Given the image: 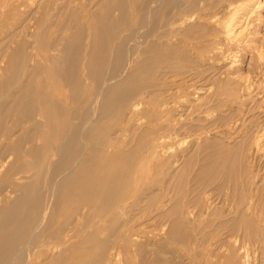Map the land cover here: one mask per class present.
I'll return each instance as SVG.
<instances>
[{"label": "bare ground", "instance_id": "obj_1", "mask_svg": "<svg viewBox=\"0 0 264 264\" xmlns=\"http://www.w3.org/2000/svg\"><path fill=\"white\" fill-rule=\"evenodd\" d=\"M136 1H134L130 6L118 4V6L115 5L117 13H114V15L112 13V18H107L108 23L106 22L107 25L109 24V27H112V33H108V30L104 32L105 28H103L102 32H100L99 34L103 35L105 38L108 34H111V37L114 38V46L112 49L113 52L111 54L113 57V63L111 65L112 70H109L111 71V75H108L109 78H102V70L98 71L99 76L97 77H99V79H104V81L101 87L100 85L97 86L99 87L98 93H92L95 94V99L92 100L93 102L89 103L90 98L89 101L88 98H85V100L87 99L88 102L84 100V102L82 101L83 103L81 102V104H84L85 102H87L86 104H88L86 106V110L84 111L85 114L83 113V116L80 115L81 117H83V123L82 125H80V127L82 126L81 132H78L81 136V140H84L82 141L83 143L78 141L79 143L83 144V147H79V145L81 144H77L80 149L76 148L75 146L77 143L76 140H78L75 138L78 135L76 134L77 130L75 129L78 125H75V127L72 128V122L74 120L71 121L70 119V123L72 126L70 125V127L68 122L67 125L69 129L67 128V130L69 131V135H65L68 137L67 140L62 139V142L58 143V146L53 149H50L51 144L50 146L48 145L50 151L54 154V156L55 154L58 156V160L56 159V157L55 160H50V156L47 154L48 152L46 153L49 156V158L46 156L47 160L49 159L51 163L56 161V163H53V165L50 164L52 165L50 167L47 165V163H45L46 169L47 166L50 169V171L48 170L50 174V176H48L49 178L46 176L48 175V171L45 175L46 178L49 179L47 189L42 192L43 189H39L41 187L38 188V184H34L38 182V180H40L38 179L40 176H37L38 180H36V182L33 181L35 189L33 188V185L31 186L35 191L33 192V189L31 190V192L29 191L30 195L32 194V192L34 193V195L33 197L29 195L31 197L29 198L27 197V191L30 190V186L28 183H25L26 181L22 178L24 180V183L22 181L21 184L20 182L17 184L19 194L16 195L15 198L13 197L14 199L10 201L9 195H11L15 190H9L8 194H6V198L4 200L1 199L0 264H40L43 262L45 264H67V259L71 257L72 254H74V251L77 252L76 250H74V245H72L71 243V239L73 237L72 235H70V232L72 231L68 232L66 230V228L68 229V225L72 226V224L69 223L71 216H66L69 220H66L67 223L63 224V227L58 226L60 222L59 224L57 223L58 225L56 227V222H54V211L56 207V200H58L55 195L58 193L57 191L63 187V184L61 183H65L71 180L72 184H74V188H71L69 191L66 190L67 194L61 193V197H63V195H67L68 197H70V193H75V196L77 197L78 195H80V197L76 199L71 197L72 199H70L68 202L72 204V208H70V211L74 210V212L76 213V215L74 216L75 218L73 219L75 227L83 224L80 221L81 216H83L82 212L84 211V216H89V209L87 210V207L90 208L89 205L92 201H98L101 210H103V214L100 215L99 219L93 218L89 222V230L94 228V232H96L99 225L104 226L105 224L107 225L110 222V229L116 231L117 228L122 225L121 223L124 222H120V218L124 217L126 213L129 210L131 211V208L134 206L131 205L132 203L130 204L127 201L129 197L134 198L133 203L135 204L137 201L139 202V200L143 201L142 199H144L145 196L149 193H153L152 190L154 188H158V191H162L164 188L163 185L166 182L165 180L167 178H174L178 181L185 180L183 169L185 166V169L189 166V159L192 158L193 153H196L202 145H207L209 142L213 143L214 141H216L215 143H225V141L223 140L224 137L222 138V135L220 133L216 132V134H219L220 136L217 138V140H214L213 137H210L209 132H205L199 135L189 134V136L187 137H191L190 141L185 148L182 147L183 149H181V145L177 144L176 146H174V144L177 142V138H180L179 136L183 134L182 131L184 130L185 126L180 117L187 116L190 118L194 117L193 115L194 113H196L197 117H206V119L207 117H217L218 120H221L223 122V125H226V123H228L229 121V117H244L247 112L253 111L255 108H257V104L261 103V101L258 100L259 97H254L257 96V93H254V91L255 89H260L258 84L264 83V77L260 80H252L249 74L253 72L252 69H256V66L260 69L264 60V0H149L150 3H153V5H148L149 7H147L146 9L145 6V10L141 5H137ZM45 3L48 2L45 0H0V7H8L9 9H11L13 16L17 12L18 16L22 17V15H24L23 13H25L23 7H26L27 5H31L32 7L34 5L38 7L39 11V6H45ZM20 8H22L24 12H20ZM28 8L31 9L30 7ZM33 11L30 13L32 14ZM107 12L110 13V11L108 10ZM156 13H158L159 16L156 17ZM1 15H3L2 10ZM9 15H11V12L9 13ZM105 15V17H107V14ZM0 20H2V18ZM24 22L25 21H23V23ZM6 24L4 26H6ZM145 25L152 26H148V30H142V28L144 29ZM11 26L13 27L12 24ZM8 27H10L9 24ZM109 27L108 29H110ZM8 29L5 28V31ZM0 30H2V27L0 28ZM14 30L15 29H11L13 35L15 34ZM3 33L4 32L2 30V34ZM15 36H17V34H15ZM95 42L91 45H89L88 43L87 44L91 48L92 46H95V48L98 49V43ZM126 45H128L129 47L126 48ZM33 49L35 50V48ZM99 49V53H95L96 55L91 54L87 49H85L87 50V52H89V54L86 55V57L84 56L85 62L83 63V67L84 65L85 67L87 65L90 66L92 61L96 60V57L98 59V55H100V59L101 57H104L106 55L105 53L107 51V45H99ZM70 50L71 49L69 48L68 50L63 49V53L67 55L68 52L70 54L71 52H73ZM93 56L94 60H91ZM70 57H73L74 59L78 58V54H72ZM247 57L248 62H246ZM66 58H68V56ZM35 59H37V57ZM41 62L43 61L38 60V64L40 63L42 67ZM73 62L71 61V65ZM58 63H60L59 59ZM106 64L107 66L103 65L105 66V68L110 67L108 66L109 63ZM32 65L34 64L32 63ZM81 65L82 64H80V67L78 66L79 70H81L80 68H82ZM74 66L75 68L77 66L76 59L74 62ZM46 68L47 72L54 71L53 65H48V67L46 66ZM69 68L67 67L66 71L70 70ZM99 68L101 69L100 64ZM140 69H143L142 71L145 72L147 71V73L149 74V79L147 81L145 80L146 82L142 81V79L133 78V75L136 73V71L139 72ZM20 70H22V68ZM88 70L93 74V70H90V68ZM75 71L76 70H74V72ZM69 73H66V75H69ZM84 73L86 74V72ZM70 74L72 75V73ZM76 76L79 75L77 74ZM81 76H79L78 78H84ZM106 76L104 75V77ZM71 77L72 76H70V79ZM74 77L75 76L73 75V81L78 82H71L75 83L76 85H81L82 82H79L81 79L79 80L77 78L78 80H74ZM91 77L89 79H86L90 80L92 79ZM101 79L99 81H101ZM211 79L212 81L210 82ZM83 81H85V79ZM95 81V85H97L98 78L97 80L95 79ZM71 82L67 84H70ZM85 83L83 84L82 88H84ZM12 88L13 87H11V89ZM150 88H152V91L148 90ZM87 89L88 87L84 88L83 92L84 90L86 92ZM95 91H97V88ZM7 94H9V92ZM5 95L3 97H5ZM85 95H83V97ZM149 95L152 96L148 97ZM87 96L89 95L87 94ZM253 97L254 99H252ZM250 98L252 100H249ZM21 99L22 98L20 97L18 102H20ZM22 101L19 104H23ZM39 101L41 102V100ZM40 102L34 103L31 101L30 103H26V105L28 106V111H30L33 106V114L34 112H36V110L39 111V113L42 112V108H35V105H40ZM232 104L236 105V109L231 110L229 108ZM8 106H10V104ZM53 107H55V105ZM246 109L247 112H245ZM60 110H62V108H60ZM76 110H78V108ZM59 111L58 115L55 114L57 115L56 118H58L59 114L62 113H60ZM67 112L68 111L66 110V113ZM76 112H78L79 114V110L75 111V113ZM68 113L67 116H71L70 114L68 115ZM112 114L115 117V122L109 128L110 130H114V140L112 143H102V138L106 137L109 134L104 135L106 129L100 130L98 126H100L101 121L105 117H108ZM76 115L74 114V117ZM34 116L36 115H33V117ZM33 117H30V120L33 121ZM250 117H264V110H260V112H253ZM40 118L43 119L42 116ZM258 118L250 121L249 125L246 124L248 126V129L246 127V135L241 138V140H239L236 145H234L236 151L234 150L235 153L233 155V158L228 160L229 164L233 165L237 163L240 168H244L238 176L237 185L239 187V193L235 192L231 198L230 194H226L223 199L221 198L212 200L213 195L211 193H207L209 191H207V189H198V187H196L194 190L190 191L189 189H186L185 186L181 187L180 190H178L181 195L178 199L179 205L177 206V203L173 205L171 210L172 212L170 214L160 216V224L157 226L158 228H156L155 231L153 230L152 232H150L148 230H145L150 232V234L147 233L148 235L143 236L145 238H143L144 240H142V243L140 241V238H132L133 236L129 237V234H127V230H119L116 234L118 241H116L115 238L114 240L116 242L127 240L130 247L148 246L152 249H157L160 247V245H165L168 247L170 246L171 255L173 256V258L178 259L179 263L177 261V264H181L183 252L182 250L178 249L176 245L179 243H187L188 249H191L194 245L195 235L197 231L196 226L198 223V219L197 215L195 214V212L197 211H194V209H192L193 207L191 208V206H189L184 201L185 196H187L188 194L190 195L191 192H197V194L195 195V202L199 204L201 212L207 214L211 213L214 216L216 215V217H221L223 213L228 210V214L231 215L230 217H232L233 225L237 226L240 229L244 228V232L248 227L258 225L259 223L257 219H259L260 215L258 214L259 211L256 202L262 201L264 206V172L261 173L256 168L257 166H255L254 164V161H256L257 159V154L264 153V126L259 124L260 121L258 120ZM2 119L3 118H1L0 123ZM65 121L66 120H64V122ZM35 123L37 124V122ZM45 123H42V126H44ZM73 123H75V121ZM237 123L234 125V127L238 126ZM218 125L220 126V124ZM40 126L41 125H39V130L41 128ZM64 126L65 124L63 123V127ZM2 129L3 128L0 127V131ZM229 129L230 128L228 127V129H225V131L223 130L222 133H231ZM94 130H97L98 134L96 133L94 135ZM109 131H107L106 133H109ZM253 131L257 132V134L254 133L255 135L253 134L252 138ZM38 132L39 131H37V133ZM59 132L60 131H58V133ZM51 133L52 132H50V135L52 136ZM26 136H28V134ZM59 136H61V134ZM65 136H63V138ZM91 137H93V140H101V143L98 144L107 148V150H97L95 148H92V145L90 147V141H87V139H90ZM59 138L61 140L62 137ZM23 140L24 139L22 138V141ZM179 140L180 143L181 139ZM22 141H18L20 145ZM49 141L50 140H48V142ZM19 143H17L18 147ZM27 144H23L24 149L25 145ZM10 145L12 147V144ZM20 148L22 149V146ZM51 152L49 153L51 154ZM211 152L212 151H210V153ZM42 155L44 154L42 153ZM37 158L39 157L37 156ZM30 160L32 159L30 158ZM207 160L209 161L210 158ZM43 161H46L45 158L43 159ZM43 161H40V164ZM20 165H24V163H21ZM179 165H182V167L178 168ZM151 166L154 167V171L152 173ZM15 167L14 169L17 170ZM205 167L201 166L202 169H204ZM11 168H13V166H11ZM36 168L34 169L36 170ZM14 169H12L13 172L15 171ZM21 170L23 172L24 170H26V168L23 170L21 166ZM17 171H20V169ZM205 172L208 171L205 170ZM29 173H26L27 177ZM32 174L34 175V172ZM39 174L41 175V172H39ZM8 175L9 178L12 179L13 176L10 177L9 173ZM20 175H23L21 171ZM59 175L61 176L58 178L57 176ZM215 175L211 174V177ZM194 176L192 178H194ZM29 178L32 180L31 177H28V180ZM43 178L44 176L42 177V179ZM207 178L209 179L210 175L209 177L207 176ZM33 180H35V178H33ZM15 182L16 181H14V183ZM0 184L2 185V181ZM12 184H9V187ZM199 184H201V181L199 182ZM209 185L210 184H205L204 182V185L201 184V187H207ZM5 186L7 187L8 185ZM2 187L4 186L2 185ZM43 187H45V185ZM9 189H11V187ZM0 191L2 192L4 190ZM61 191L63 190L61 189ZM59 194L60 193H58V197L60 196ZM192 195L193 194H191L190 196ZM233 197H235V199ZM60 201L61 200L59 199L57 203H61ZM166 201H171V198L166 197ZM64 205L65 204H63L62 207H64ZM60 206L61 205H59V207ZM157 206H159L158 208L161 209L162 207H165L163 206V202L162 204H159ZM68 210L66 208V211ZM79 212L82 215L79 214ZM226 215L227 214H225V216ZM60 218L62 219V216H60L59 219ZM138 219L141 220V218ZM218 224L219 226L227 225V223L223 222H220ZM101 233H103L102 235H105L104 231H101ZM91 235L92 234H88V236L83 237H85L86 239ZM102 235H100V237H102ZM85 239L84 241L81 240V243L85 242ZM258 243H260V241ZM109 244V240L107 239L99 240L96 250L93 254V260L91 261L93 262V264H119L116 256L119 257L120 252H116L115 250L113 252V250L110 251L109 249H107V246ZM87 257L88 256L84 257L85 261ZM214 258V260L209 261V264H255L248 258L247 254L240 249H229L219 257H216L215 255ZM39 259L40 261H38ZM136 261H139V258ZM182 264H184V262ZM257 264L262 263L258 262Z\"/></svg>", "mask_w": 264, "mask_h": 264}, {"label": "rangeland", "instance_id": "obj_2", "mask_svg": "<svg viewBox=\"0 0 264 264\" xmlns=\"http://www.w3.org/2000/svg\"><path fill=\"white\" fill-rule=\"evenodd\" d=\"M45 1L48 2V3H45L46 7L43 5L39 6L40 7L39 11H38V7L34 6V5H33L34 7L33 6L31 7V5H27L26 7H23V9L25 10V13H23L24 15H22L23 18L21 16H18L17 12L13 16L11 9H9L8 7L7 8L0 7V19L2 18V20L5 22V24L7 23L6 26H4L5 25L4 22L2 20H0V26L2 27V30L4 32L2 34V30H0V98H1L0 99V114H1L0 120H1V118L4 119V120L2 119V121L0 123V125H1L0 127L3 128L0 131V143H2V144H0V150H1L0 151V157H1L0 158V173H1L0 174V183L2 181V185L4 186V187H2V185L0 184V188H1L0 190H4L2 192L0 191L1 192L0 193V195H1L0 201H1V199L4 200L6 198V194H8L9 190L10 191L15 190L11 195H9L10 201H12L16 197V195L19 194L17 184L19 182L21 184L22 181L24 183V180L26 181L25 183H28L30 186L29 187L30 190L27 191V193H28L27 197H29V198L33 197V195H34L33 192L35 191L34 186L36 184H38V188L41 187L39 189H41V190L43 189L42 192L45 189H47V186H48L47 184L49 182L48 181L49 179H47L46 176L47 177L50 176L49 167L52 166L53 163H56V161L51 163L50 160H52V159L55 160V157L58 160V158H57L58 156L56 154L54 156V154L50 151V149L57 147L58 143L62 142V139L67 140V138H68L67 136L69 135V131L67 130L68 122H69V126H70L71 125L70 122L73 120L75 121V123H73L74 121L72 122V125H73V126L71 125L72 128H74L75 125H78L75 129V130H77L76 134L79 135V136L77 135V137H75V138L78 140H76L74 138L77 142L75 145L76 148H79L83 145L82 141H84V140H81V136L78 133V132H81L82 126L80 127V125H82V123H83V121H82L83 117H81L80 115L83 116L85 114L84 111L86 110V106L88 105L86 103L89 101V98H90L89 103L93 102L92 100L95 99V94H97L99 91V87H97V86L100 85V87H101L104 79L109 78V76L111 75L110 74L111 71H109V70H112L111 65L113 63V57L111 54L113 52L112 49L114 46V44H113L114 38L111 37V34H108V33H112V29H111L112 27H109V24L107 25V23H108L107 18L111 19L112 16L114 15V13H117L116 6H118V5L130 6L136 0H128V1H126V0L125 1L124 0L123 1H121V0H58V1L57 0L56 1L50 0L52 3L48 0H45ZM150 1L149 0H138L136 2H137V5H141L143 9L146 6L145 7V9H146L147 7L153 5V3H150ZM49 2H50V4H49ZM120 2H122V3H120ZM126 2H128V3H126ZM28 7H30L31 9H29ZM42 7H44V8H42ZM21 9L22 8H20L19 11L24 12L23 9L22 10ZM28 9H29V11H28ZM110 9H113V10H110ZM1 10H2L3 15H1ZM107 10L110 11L111 14L108 13ZM32 11H33V13L31 14L30 12H32ZM10 12H11V15H9ZM112 13H113V15H112ZM105 14H107V17H105L106 16ZM6 15H8L9 17ZM25 16H27L28 18ZM108 16H110V17H108ZM155 16L156 17L159 16L158 13H156ZM6 18H7V20H6ZM13 20L15 21V23ZM6 21H8V22H6ZM12 21H13V23H12ZM23 21H25V22L23 23ZM10 23L13 25V27L11 26ZM8 24L10 25V27H8ZM104 24H105V26H104ZM148 26L150 27L152 25H145L144 29L142 28V30H148V28H149ZM3 27H4V29H3ZM106 27H107V29H106ZM108 27L110 29H108ZM5 28L6 29L9 28V29L5 31ZM103 28H105L104 32L106 30H108V33H106V34H108L106 38L103 35H99L100 32H102ZM11 29L12 30L15 29L14 33L17 34V36H15V34L14 35L12 34ZM39 31H40V33H39ZM81 31H82V33H81ZM40 34H41V36H40ZM87 35L88 36L90 35L91 37L89 36L90 37L89 38ZM88 38H89V40H88ZM97 39H98V41H97ZM95 41L98 43V49L95 48V46L94 47L92 46V48L89 46V45L93 44ZM99 45H101V46L107 45V51L105 53L106 55L104 57H101V59L99 57L100 55H98V59L95 56L96 60H94V56H93L91 59V60H94V61H92L93 65L91 63V65H90L91 67L88 65L86 67L84 65V67H83V63L85 62L84 56L86 57V55H88L89 52L93 55L95 53L98 54L99 50H100ZM128 47L129 46L126 45V48H128ZM33 48H35L36 51ZM62 48L64 50H66V49L68 50V48H69V49H71L70 51H73V52H71L70 54L67 52V55H66L63 53ZM85 49H87L89 52H87V50H85ZM33 52H35V53H33ZM72 54H78V58H75L77 60V66H76L77 69L74 66L75 59L73 57L72 58L70 57ZM109 54H110V56H109ZM67 56H68V58H66ZM36 57H37V59H35ZM58 59H59L60 63H58ZM62 59H63V61H62ZM109 59H110V61H109ZM38 60L43 61V62H41L42 67H41L40 63L38 64ZM247 60H248V57L246 58V62H248ZM20 61H22V62H20ZM71 61L72 62L74 61L72 63V65H71ZM105 61H107V62H105ZM30 62H31V64H30ZM64 62H65V64H64ZM32 63L34 65H32ZM79 63L82 64L81 65L82 68H80L81 70H79V68H78V66L80 67ZM106 63L110 64V65L108 64V66H110V67H106L107 69L105 68V66H103V65L107 66ZM99 64H100L101 69L99 68ZM31 65H32V67H31ZM45 65L47 67H48V65H53L54 71L53 72H47V70H46L47 68ZM69 65H71L72 67ZM62 66H64V67H62ZM263 66H264V60H263V64L261 65L260 69L257 66H256V69H254V70L252 69V71L254 73L251 72L249 74V76L252 80L263 79V77H264V75H263L264 74V67ZM67 67L68 68L71 67V68H69L70 70L66 71ZM21 68H22V70H20ZM89 68H90V70H93V74L91 73V71L88 70ZM74 70H76V71L74 72ZM101 70H102V78H104V79L100 78L101 81H99L100 79L97 76H99L98 71H101ZM142 70L143 69H140L139 72L136 71V73L133 75V78L142 79V81H145V80L147 81L149 79V74L147 73V71L145 72ZM39 71H41V72H39ZM63 71L66 73H69L71 71L70 73H72V75L70 73H69V75L68 74L66 75V73H64ZM87 71H89V72H87ZM77 72H79V73H77ZM84 72H86V74ZM82 73L84 74V76ZM63 74H65L66 76ZM77 74L79 76L82 75L81 77H84V78H78L79 76H76ZM62 75H63V77L64 76L65 77L63 78ZM73 75L75 76L74 80H78V79L80 80L81 79L79 81L80 83L82 82L81 85L79 83H78L79 85L75 84L78 81H73ZM104 75L105 76L107 75V76L104 77ZM70 76H72L71 79H70ZM89 76L90 77L92 76L91 78L93 80L92 79L87 80L86 78L89 79L90 78ZM97 78H98L97 85H95L96 84L95 79L97 80ZM62 79H64V80H62ZM84 79H85V81H83ZM71 81H73L75 83H73ZM211 81H212V79L210 80V82ZM69 82H71V83L67 84ZM83 82L84 83L86 82L84 85V88L88 87L86 92H85V90L83 92V89H84V88H82L83 84H84ZM88 82L90 83V85ZM98 83H100V84H98ZM258 85H259L260 89L259 90L255 89L254 93H257L256 94L257 96H254V97H259L258 100L261 101V103H258L256 106L257 108H255L251 112H247V109H246L245 112H247V113L245 114L244 117H229V121H228V123H226V125H223V122L221 120H218L217 117H207V119H206V117H197L196 113H194V115H193L194 117L189 118L185 115H184L185 117H180L182 122L185 124V126H184V130L182 131L183 134H181L179 136L180 138H177L178 143L176 142L174 144V146H176L178 144V145H181V149H183L187 146V144L190 141L191 137H187V136H189V134L190 135H192V134L199 135V134H201V133L203 134L205 132H209L210 137L211 138L213 137L214 140L215 139L217 140V138L220 136L219 134H216V132L220 133L222 135L221 137L222 138L224 137L223 140L225 141V143L224 142L223 143H220V142L215 143L216 141H214L213 143L209 142L207 145H202L196 153H193L192 158L189 159V166L186 169H185L186 166L184 167L185 171L183 169V175H185V180H182V181L179 180L178 181V180H175L174 178H171V179L167 178L165 180L166 182L163 185L164 188L162 191L161 190L158 191V188H154L152 190L153 193H151V194L149 193L148 195L145 196L144 199H142L143 201L139 200V202L137 201L135 204L133 203L134 198L129 197L127 201L130 204L132 203L131 205H134V206L131 208L132 209L131 211L129 210L126 213L125 216H127V217L124 216L125 218L124 217L120 218V222H122V221L125 222L127 220L128 221L125 223L122 222L121 223L122 225L119 228H117L116 231H114L113 229H110V224H109L110 222L107 225L105 224L104 226L99 225L96 232H94L95 231L94 228L89 230V222L93 218L99 219L100 215L103 214V210H101L100 204L98 201H92L91 204L89 205L90 208L87 207V210L89 209L88 210L89 216H84V211L82 210L83 216H81L80 221L83 224L78 226V227H75L73 219L75 218L74 216L76 215V213L74 212V210L70 211V208H72L71 207L72 204H70L68 202L72 198L76 199V198L80 197V195H78V197H77V196H75V193H70L71 194L70 197H68L67 195H65V196L63 195V197H61V195H62L61 193L67 194L66 190L69 191L71 188H74V184H72L71 180L68 182H65V183H61V184H63V187L61 185V187H62L61 189L64 192L61 191V189L57 191L58 193H60L59 194L60 198L58 197V193L55 195V197L58 198V200H56V207H55V211H54L55 212L54 213V222H56L55 223L56 227L59 224V222H60V224L58 226L63 227L64 226L63 224L67 223L66 220H69L67 217L71 216L69 223H71L72 226L68 225V229L66 228V230L68 232L72 231V232H70V235H72V237H73L71 239V243H72V245H74V250L77 251V252L74 251V254H72V256L67 259V264H81V263L82 264H85V263L93 264V262H91V261L93 260V254L96 250L98 242H99V240H104V239L109 240V243H110L107 246V249H109L110 251L113 250V252L115 250L116 252H120V254L122 255L121 256L119 254V257L116 256V259H117V261H119L118 262L119 264H121V263L122 264H137V263L138 264H177L178 259L173 258V256L171 255V247L170 246L168 247L165 245H162V246L160 245V247L157 249H152L151 247H148V246L130 247L129 242L127 240L116 242V241H118L116 234L119 230H127V234H129V237L133 236L132 238H138V239L140 238V241L142 243V240H144L143 238H145L143 236L150 234V232H152L153 230L155 231L156 228H158L157 226L160 224V221H159L160 216L170 214L172 212L171 210H172L173 205H175L176 203H177L176 204L177 206L179 205L178 199L180 198L181 195L178 192V190H180L181 187L185 186L186 189H189L190 191L194 190L196 187H198V189H207V191L209 190L207 193H211L213 195L212 200L213 199L217 200V199H221V198L223 199L226 194L227 195L230 194V198H231L235 192L239 193V187L237 185L238 176L244 168H240L237 163L233 164V165L229 164L228 160L233 158V155L236 151L234 145H236V143L246 135V132L248 129L247 125H249V122L255 118H258V117H250V115L253 112H260V110H264V97H263V95H264V83L258 84ZM11 87H13L14 90H13V88L11 89ZM96 88H97V91H95ZM9 90H11V91H9ZM148 90L152 91V88H150ZM8 92H9V94H7ZM15 92H17V93H15ZM82 92L85 94L87 93L89 96H87V94L86 95L83 94ZM93 92H95V94H92ZM90 93H91V96H90ZM31 94H33V95H31ZM81 94H83L85 96L83 97V95H81ZM4 95H5V97H3ZM151 96L152 95H149L148 97H151ZM20 97L22 98L20 100V102L23 100L22 101L23 104H19L20 102H18ZM41 97L44 99H42ZM254 97L252 99H254ZM81 98H83V99H81ZM85 98H88V101H87V99L85 100ZM252 99L250 98L249 100H252ZM29 100H31L34 103H38V102H40L39 100H41V102L39 103L40 105L36 104L35 108L36 109H39V107L42 108V112L39 113V111L36 110V112H34V114H33V110H32V109H34L33 106L30 109V111H28V106L26 105V103H30L31 101H29ZM83 100L87 101L84 103L85 105L81 104V102ZM9 104H10V106H8ZM44 104H46V105H44ZM54 105H55V107H53ZM80 105H81V107H80ZM7 107H8V109H7ZM235 107H236V105L232 104V105H230L229 108L231 110H233V109H236ZM13 108H14V110H13ZM60 108H62V110H60ZM72 108L75 110H73ZM77 108L79 110V114H78V112L75 113V111H78V110H76ZM49 109L50 110L52 109L51 110L52 112ZM48 110H49L50 114L48 113ZM66 110L69 112V113L67 112L68 115L70 114L71 116H67ZM5 111H7V112H5ZM58 111L60 113L61 112L62 113L59 114L58 118H56V116L58 115ZM4 112H5V114H4ZM72 113H74L75 115L77 114V115L74 117V114H72ZM30 114H32V115H30ZM55 114H57V115H55ZM33 115H36V116L33 117ZM60 115H61V118H60ZM41 116L44 120L40 118ZM30 117L31 118L33 117V121L30 120L31 119ZM196 117H197V119H196ZM70 119H71V121H70ZM114 119H115V117L113 116V114L108 116V117H105L101 121L100 126H98V128L100 130L106 129V132L109 131L110 130L109 127L111 125H113L115 122ZM51 120H52V122H51ZM64 120H66V121L64 122ZM80 120H81V122H80ZM258 120L260 121L259 124L264 126V124H262V123H264L263 122L264 117H259ZM41 121H43V122H41ZM61 121L65 124L64 127H63V123ZM237 121H238V123H237ZM35 122H37V124ZM42 123H45L44 126H42ZM61 123H62V125H61ZM188 123H190V124H188ZM236 123L238 124V126L234 127V125ZM38 124L41 125L40 130H39ZM218 124H220V126ZM253 125H255V124H253ZM52 126H53V128H52ZM226 126H227V128H226ZM228 127L230 128L229 131H231V133H226V134L224 132L222 133V131L223 130L225 131V129H228ZM246 127H247V129H246ZM249 127H251V126H249ZM79 128H80V130H79ZM212 130H214V131H212ZM233 130H235V131H233ZM37 131H39L40 133L39 132L37 133ZM58 131H60L61 133L60 132L58 133ZM4 132H5V134H4ZM50 132H52L51 133L52 136L50 135ZM66 132H67V134H66ZM106 132L104 135H106V134H109V135L102 138V143H106V142L112 143L114 140V137H115L114 130H110L109 133H106ZM96 133L98 134L97 130H94L93 134L95 135ZM254 133L257 134V132L253 131L252 132V138H253ZM27 134H28V136H26ZM60 134H61V136H59ZM65 135H67V136H65ZM21 136L24 139L23 141H26V142L22 141ZM63 136H65L66 138L65 137L63 138ZM59 137H62L61 140ZM79 137H80V140H79ZM32 138H34V139H32ZM179 139H181L180 143H179V141H180ZM231 139H233V140H231ZM37 140H39V141H37ZM48 140H50V141L48 142ZM228 140L229 141L231 140V141L229 142ZM7 141H8V143H7ZM18 141H20V142L22 141L23 144L28 143L27 145H25V149L23 148L24 147L23 144L21 143V145H20V143ZM31 141H32V143H31ZM78 141H80L82 143H79ZM87 141H90L89 146L91 147V145H92V148H95L97 150H107V148L100 146L98 144V143H101V140L99 141V139L93 140V137H91L90 139H87ZM232 141H233V143H232ZM9 142H10V144H12V147L9 144ZM34 142L36 143L37 146L35 145ZM17 143H19V147H18ZM50 144H51V146H50ZM77 144H81V145H79V147H78ZM48 145L50 146V149H49ZM227 145H228V147H227ZM13 146H14V148H13ZM21 146H22V149L20 148ZM28 148L31 149L32 151L29 150ZM8 149H10V150L14 149L15 151L14 150L10 151ZM18 149H19V151H18ZM26 149H27V151H26ZM231 149H233V150H231ZM12 151H14V152H12ZM210 151H212V152L210 153ZM15 152H17V153H15ZM29 152L30 153L32 152V153L30 154ZM49 152H51V154ZM231 152H232V154H231ZM42 153L44 155H42ZM46 153L50 156V160L48 159L50 162L46 159L47 157L49 158V156ZM20 154H22L23 157ZM27 154H28V156H27ZM51 155H52V157H51ZM37 156L39 158H37ZM53 156H54V158H53ZM205 157H207V158H205ZM30 158L32 160H30ZM44 158L47 162L43 161ZM209 158H210V160L208 161L207 159H209ZM3 159L5 160V162ZM39 159H41V160H39ZM205 160L207 161L208 164L206 163ZM213 160H214V162H213ZM12 161H14V162H12ZM40 161H43V162H41V164H40ZM209 162H211V163H209ZM254 162H255L254 163L255 166H257L256 168L261 173L264 172V153L257 154V159ZM21 163L22 164L24 163V165H20ZM45 163H47V165L49 166L48 167L46 165L47 169L45 167ZM50 164H52V165H50ZM15 165H16V167H15ZM11 166H13V168H11ZM21 166H22L23 170L26 168L27 171L24 170L26 173H29L31 170L34 172V175L36 177L32 174L33 173L32 171L30 172L31 174L29 173V175H31V176H29L27 174L28 177L32 178V180L29 178V180L32 182V184L28 180L26 173L24 171L22 172ZM201 166L202 167L206 166L204 169L207 170L208 172H205V170L202 169ZM14 167L17 170L20 169V171L23 175H20V171L15 170ZM42 167H43V169H42ZM152 167L153 166H151V173L154 171V167L153 168ZM181 167H182V165L178 166V168H181ZM34 168H36V170ZM12 169H14L15 171L13 172ZM47 171H48V175H46ZM7 172L10 174V177L13 176L12 179L9 178V175ZM10 172H12V173H10ZM36 172H38V173H36ZM39 172H41V175L39 174ZM192 173H193V176L195 175L194 178H192L193 177ZM214 173L215 174L217 173V174L215 175ZM211 174L215 175L216 178H215V176L211 177ZM209 175H210V178L208 179L207 176L209 177ZM37 176L38 177L40 176L38 178L40 180L37 179ZM43 176H44L43 179L46 178L47 180L46 179L43 180L42 179ZM60 176L61 175H59L57 177L59 178ZM6 177H7V179H6ZM13 178H16V179L18 178L21 180H18V179L16 180ZM33 178H35V180H33ZM36 180H38V182H36ZM3 181H4L5 185H8L7 187L4 185ZM14 181H16L17 183L16 182L14 183ZM33 181L36 183H34ZM200 181H201L202 185H204V182H205V184H210V185L207 187H204V186L201 187V184H199ZM43 183H45V184H43ZM9 184H12L10 186L12 190L9 189L10 188ZM67 184H69V185H67ZM32 185H33L34 189L31 187ZM42 185L43 186L45 185V187H43ZM59 188H60V185H59ZM190 188H192V189H190ZM214 188H215V190H214ZM16 190H17V192H16ZM31 190L33 192L30 195ZM164 190H165V192H164ZM191 194H193V195L190 196ZM191 194L190 195L188 194L187 196H185L184 201L189 206H191V208L193 207L192 209H194V211H197V212H195V214L197 215V219H198V223L196 226L197 231H196V235H195L194 245L191 249L190 248L188 249L187 243L186 244L179 243L176 245V247L178 249L182 250V252H183V256L181 258L182 259L181 264L183 262H184V264H198V263L199 264L200 263L201 264H203V263L209 264L210 260L215 259L214 258L215 255H216V257H219L229 249H240V250L244 251L247 254L248 258L250 260H252L255 264H257L258 262L264 264V239H263L264 238V232H263L264 231V206H263L262 201L256 202V205H257V208L259 211L258 214L260 215L259 219H257L259 224L255 225V226L248 227L247 228L248 231L245 230V232H244V228L240 229L237 226L233 225L232 217H230L231 215L228 214V210L225 211V213H223L224 216L222 215L221 217H216V215L214 216L211 213L207 214V213L201 212L199 204L197 202H195L196 201L195 195L197 194V192H195V193L191 192ZM146 197H147V199H146ZM166 197L171 198V201L167 202ZM61 198L64 199L65 201L62 200ZM140 198H141V196H140ZM233 198L235 199V197H233ZM59 199L61 200L60 201L61 203H57L59 201ZM161 200L163 202V206H165V207H162V209L158 208L159 206H157L159 204H162ZM164 200H165V205H164ZM173 202H175V203H173ZM66 203L69 206H67ZM193 203H194V205H193ZM63 204L66 205L67 210L69 209L68 211H66L65 205H64V207H62ZM57 205H58V207H57ZM59 205H61V206L59 207ZM93 205H96V206H93ZM148 205H151V206H148ZM68 212H71V213H68ZM132 212H134V213H132ZM145 213H146V215H145ZM58 214H59V216H58ZM79 214H81V213L79 212ZM225 214H227V215L225 216ZM60 216H62V219L61 218L59 219ZM138 218H141V220ZM137 220H139V221H137ZM220 222L227 223V225L219 226L218 223H220ZM150 223H152V224H150ZM124 224H126V225H124ZM137 225H140V226H137ZM145 230H148L150 232L145 231ZM101 231L102 232L104 231L105 235H102L103 233H101ZM112 231H114V232H112ZM113 233L115 236L113 235ZM84 234H86V235H84ZM88 234H92V235L89 236V238L85 239V237L88 236ZM100 235H102V237H100ZM135 235H136V237H135ZM77 236H78V239H77ZM83 236H85V237H83ZM138 236H140V237H138ZM114 238L116 239V241L114 240ZM256 238H258V239H256ZM84 239L86 241L81 243V240L84 241ZM259 241H260V243H258ZM74 243H76V244H74ZM36 250H39V249H36ZM34 251H35V249H34ZM85 256H88L86 258V261L84 260ZM167 256H169V257H167ZM206 256H208V257H206ZM211 256H213V257H211ZM138 258H139V261H136ZM38 261H40V259ZM178 263H179V261H178ZM40 264H45V263L43 262Z\"/></svg>", "mask_w": 264, "mask_h": 264}]
</instances>
